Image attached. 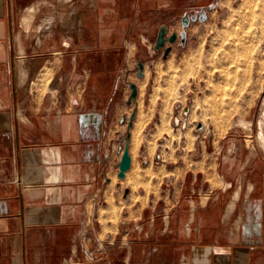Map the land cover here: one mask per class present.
<instances>
[{"label":"rangeland","instance_id":"1","mask_svg":"<svg viewBox=\"0 0 264 264\" xmlns=\"http://www.w3.org/2000/svg\"><path fill=\"white\" fill-rule=\"evenodd\" d=\"M16 2L17 78L64 96V109L79 95L110 99L98 104L116 147L109 170L116 179L128 145L122 181L148 192L145 203L163 213L176 203L188 148L200 185L217 164L230 179L264 178V0Z\"/></svg>","mask_w":264,"mask_h":264},{"label":"crops","instance_id":"2","mask_svg":"<svg viewBox=\"0 0 264 264\" xmlns=\"http://www.w3.org/2000/svg\"><path fill=\"white\" fill-rule=\"evenodd\" d=\"M17 6L0 0V264H264V178L230 179L217 164L200 185L188 148L176 203H145L122 181L133 160L123 178L109 170L116 147L98 104L110 99L79 95L64 109V96L17 78Z\"/></svg>","mask_w":264,"mask_h":264},{"label":"water","instance_id":"3","mask_svg":"<svg viewBox=\"0 0 264 264\" xmlns=\"http://www.w3.org/2000/svg\"><path fill=\"white\" fill-rule=\"evenodd\" d=\"M198 126H201L199 124ZM132 163V157L130 154L129 146L127 145L123 150L120 162H119V177H124L126 172L130 169V164Z\"/></svg>","mask_w":264,"mask_h":264},{"label":"bare ground","instance_id":"4","mask_svg":"<svg viewBox=\"0 0 264 264\" xmlns=\"http://www.w3.org/2000/svg\"><path fill=\"white\" fill-rule=\"evenodd\" d=\"M25 72V71H24ZM22 73V72H21ZM21 76H23V75H21ZM25 77H26V75H25ZM21 80V79H20ZM141 121V120H140ZM162 129V128H161Z\"/></svg>","mask_w":264,"mask_h":264},{"label":"built area","instance_id":"5","mask_svg":"<svg viewBox=\"0 0 264 264\" xmlns=\"http://www.w3.org/2000/svg\"><path fill=\"white\" fill-rule=\"evenodd\" d=\"M91 255H93L92 253H90Z\"/></svg>","mask_w":264,"mask_h":264}]
</instances>
